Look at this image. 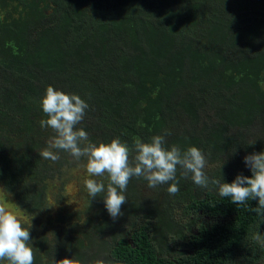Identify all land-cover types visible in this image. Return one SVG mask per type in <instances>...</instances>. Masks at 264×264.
Returning <instances> with one entry per match:
<instances>
[{
  "label": "trees",
  "instance_id": "1",
  "mask_svg": "<svg viewBox=\"0 0 264 264\" xmlns=\"http://www.w3.org/2000/svg\"><path fill=\"white\" fill-rule=\"evenodd\" d=\"M49 85L86 100L78 127L92 142L170 133L166 146L205 153L210 177L250 176L242 153L264 151L251 139L264 130V0H0V185L30 217L34 264L264 260L258 198L237 206L191 179L170 195L133 177L116 219L84 183L82 209L53 210L87 160L40 156L54 135L40 126Z\"/></svg>",
  "mask_w": 264,
  "mask_h": 264
},
{
  "label": "clouds",
  "instance_id": "2",
  "mask_svg": "<svg viewBox=\"0 0 264 264\" xmlns=\"http://www.w3.org/2000/svg\"><path fill=\"white\" fill-rule=\"evenodd\" d=\"M40 103L46 116L40 121V126L54 133L47 141V147L39 151L40 156L55 162L59 159L58 151L62 150L77 161L86 157L88 177L83 183L87 193L91 198L102 196L113 219L123 215L122 205L127 201V187L133 177L143 178L152 189L168 185L170 195L179 193L180 179H191L201 189L215 188L221 197L230 198L237 206L258 198V206L253 210L264 215V151L246 155L244 163L252 174H238L229 183L223 177L206 174L204 169L208 161L199 147L193 145L181 149L177 144L166 146L170 133L153 135L147 142L134 137L131 147L119 137L107 143L90 141L86 130L78 127L89 104L76 93H66L49 85ZM255 239L260 241V235H256ZM30 242L29 228H25L21 219L0 202V261H6V264H34ZM53 264H79V261L75 257H65L58 261L54 259ZM93 264L120 262L98 258Z\"/></svg>",
  "mask_w": 264,
  "mask_h": 264
},
{
  "label": "rangeland",
  "instance_id": "3",
  "mask_svg": "<svg viewBox=\"0 0 264 264\" xmlns=\"http://www.w3.org/2000/svg\"><path fill=\"white\" fill-rule=\"evenodd\" d=\"M254 135L255 137H251V139H261L264 138V130L261 129V125H256L255 129H254ZM242 161L244 162V157L247 155L242 153ZM232 161V158H229V156H226L224 158V160L221 163L224 162H230ZM220 163V164H221ZM216 167L215 164H209L208 166L205 167V169H212ZM75 170V175H78L76 179H74L73 181H71L69 183V185L66 187V194L62 195L61 197V201L60 203H54V200L52 199V203H53V210L55 209V211L58 208H64L67 211H75L78 209H82V204H83V198L81 197L79 190H80V184L83 183L84 179L88 177V173L86 170V166L85 167H78ZM179 177H180V172H179ZM150 191V190H149ZM148 191V196H150L152 193ZM147 192V190L145 191ZM164 192V191H163ZM150 198V197H148ZM147 198V199H148ZM159 201H160V205H161V200L163 199V194L159 195L158 197ZM0 202L5 203L8 208L14 213L16 214L21 220H29L30 217H28L25 213H23L20 208L17 205L16 199L13 195H11L10 193H8L3 186L0 185ZM164 206V202L162 204ZM55 211H54V217H55ZM178 214V213H177ZM198 219V222H201L202 220L204 221V217L203 216H197L196 217ZM185 222H187V220L185 219ZM264 235V234H263ZM264 239V236L262 237ZM258 264H264V260H262L261 262H259Z\"/></svg>",
  "mask_w": 264,
  "mask_h": 264
}]
</instances>
